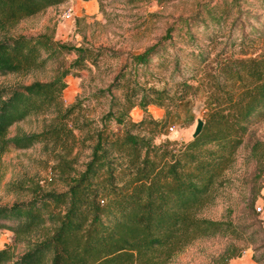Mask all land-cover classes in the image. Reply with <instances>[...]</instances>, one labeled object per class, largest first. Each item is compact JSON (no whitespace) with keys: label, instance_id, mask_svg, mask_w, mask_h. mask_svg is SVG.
I'll return each mask as SVG.
<instances>
[{"label":"trees","instance_id":"obj_1","mask_svg":"<svg viewBox=\"0 0 264 264\" xmlns=\"http://www.w3.org/2000/svg\"><path fill=\"white\" fill-rule=\"evenodd\" d=\"M66 2L0 0V77L48 74L0 85V157L10 148L40 145L61 185L36 182L25 198L0 204V230L24 245L20 253L11 243L0 247V264H170L196 241L214 238L229 242L203 264H229L242 256L246 244L257 239L252 224L264 233L255 197L246 207L253 223L235 222L231 209L219 219L202 213L223 194L250 127L264 120V21L248 32L244 23L250 12L245 6L254 3L204 1L203 12L176 18L155 43L128 53L99 90L108 101L96 121L84 119L81 101L65 105L62 96L66 78L78 75L71 67L97 66L104 50L57 40L49 29L14 32L22 20ZM259 4L254 9L264 14V0ZM198 26L209 43L226 38L212 57L200 46ZM179 31L196 47L190 65L177 53L164 60ZM227 46H237V53H228ZM69 53L76 58L64 67L62 57ZM151 67L168 75L150 83L145 71ZM190 97L203 100L201 133L185 142H156L172 111ZM150 105L163 108L164 115L152 117ZM135 107L143 111L139 120L130 115ZM29 119L39 120L40 129L10 134L12 126ZM263 154L264 141H254L249 157L260 163ZM252 259L259 263L264 254L253 253Z\"/></svg>","mask_w":264,"mask_h":264},{"label":"rangeland","instance_id":"obj_2","mask_svg":"<svg viewBox=\"0 0 264 264\" xmlns=\"http://www.w3.org/2000/svg\"><path fill=\"white\" fill-rule=\"evenodd\" d=\"M204 1H212L210 4L223 2V0H69L22 20L14 32L34 34L49 29L54 31L57 40L69 41L77 46L101 47L104 50L97 66L87 63V68L82 70L71 67L73 71H78V75H69L66 78L67 87L62 96L65 105L81 101L84 119L97 121L106 110L108 101V96H101L99 90L106 88L112 81L127 54L140 52L148 45L155 43L176 18L203 12L200 7ZM251 1L254 3L253 7L245 6V11H250L244 16L246 32L250 31V26L264 21V14L259 9H254L259 8L260 0ZM66 11H70V17H64ZM257 15H261L260 22L255 21ZM197 30L201 40L200 46L205 52H211L212 57V54L224 45L226 38L220 37L213 43H209L203 32L204 28L198 26ZM227 30L228 27H224L223 33ZM184 32H177L174 36V45L167 46V52L164 53L165 61L168 60V55L172 56V53H177L188 65L197 59L192 54L196 47L188 44ZM226 49L228 53L238 51L237 46L234 48L227 46ZM75 58L74 53L64 54L62 65L72 66ZM145 72V79L150 83L158 78L157 75H168V72L163 71L162 68L151 67ZM34 76L38 79H46L48 74L37 73ZM34 76L0 77V85L13 84L22 79L29 82ZM119 92V90H113L115 95ZM148 111L154 118L163 116L165 112L163 108L155 105H150ZM203 112L201 97H190L180 102L172 111L163 134L156 137V142L164 138L180 142L188 141L192 138L197 119L202 118ZM130 115L133 120H139L143 111L135 107ZM40 124L41 122L36 119L19 122L12 126L10 134L12 135L18 129L25 132L39 130ZM91 126L92 124L89 125ZM256 140L264 141V120L250 127L243 144L237 151L236 161L227 173L228 182L225 183L223 194L214 204L204 209L202 213L204 216L219 219L231 209L235 222L253 223L255 221L253 218H246L251 214L246 207L253 197L257 200L264 196V154L260 163L249 157L250 147ZM82 157L83 154L80 155V159ZM52 165L53 161L40 145L26 149H8L0 157V204H10L25 198L29 188L36 182L46 188H59L61 185ZM250 230L256 232L257 239L247 244L240 242L242 245H247L242 255L255 253L259 257L264 254V233L258 223H253ZM228 242L227 238L198 240L170 264L209 263ZM6 243H11L17 253L24 249L23 244L13 242L9 230L1 229L0 247ZM256 264H264V259Z\"/></svg>","mask_w":264,"mask_h":264},{"label":"built area","instance_id":"obj_3","mask_svg":"<svg viewBox=\"0 0 264 264\" xmlns=\"http://www.w3.org/2000/svg\"><path fill=\"white\" fill-rule=\"evenodd\" d=\"M70 16H71L70 11H66L64 13V17H70ZM254 210L257 213L262 228L264 229V196L256 200L254 204Z\"/></svg>","mask_w":264,"mask_h":264},{"label":"crops","instance_id":"obj_4","mask_svg":"<svg viewBox=\"0 0 264 264\" xmlns=\"http://www.w3.org/2000/svg\"><path fill=\"white\" fill-rule=\"evenodd\" d=\"M229 264H256L252 259V253L231 259Z\"/></svg>","mask_w":264,"mask_h":264},{"label":"water","instance_id":"obj_5","mask_svg":"<svg viewBox=\"0 0 264 264\" xmlns=\"http://www.w3.org/2000/svg\"><path fill=\"white\" fill-rule=\"evenodd\" d=\"M202 128H203V120L201 118H198L194 131L192 133V138L197 137L201 133Z\"/></svg>","mask_w":264,"mask_h":264}]
</instances>
